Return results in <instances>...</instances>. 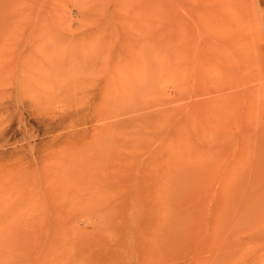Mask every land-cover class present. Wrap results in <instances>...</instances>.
Segmentation results:
<instances>
[{"label": "rangeland", "instance_id": "374dc122", "mask_svg": "<svg viewBox=\"0 0 264 264\" xmlns=\"http://www.w3.org/2000/svg\"><path fill=\"white\" fill-rule=\"evenodd\" d=\"M0 264H264V0H0Z\"/></svg>", "mask_w": 264, "mask_h": 264}, {"label": "bare ground", "instance_id": "6f19581e", "mask_svg": "<svg viewBox=\"0 0 264 264\" xmlns=\"http://www.w3.org/2000/svg\"><path fill=\"white\" fill-rule=\"evenodd\" d=\"M215 9V8H214ZM188 12V11H187ZM179 26V25H178Z\"/></svg>", "mask_w": 264, "mask_h": 264}]
</instances>
